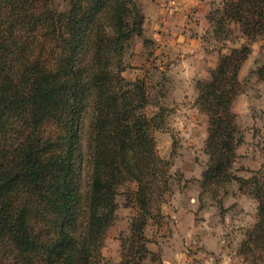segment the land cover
<instances>
[{
  "label": "trees",
  "instance_id": "trees-1",
  "mask_svg": "<svg viewBox=\"0 0 264 264\" xmlns=\"http://www.w3.org/2000/svg\"><path fill=\"white\" fill-rule=\"evenodd\" d=\"M67 2L58 11L52 0H0V264H100L117 184H137L139 236L159 189L145 84L121 75L122 44L143 33L144 15L135 0ZM207 17L217 39L235 25L247 41L221 54L197 89L209 122L203 182L234 178L250 189V251L264 245V173L232 172L242 135L231 103L250 42L264 36V0H222ZM50 120L61 135L43 134Z\"/></svg>",
  "mask_w": 264,
  "mask_h": 264
},
{
  "label": "rangeland",
  "instance_id": "rangeland-1",
  "mask_svg": "<svg viewBox=\"0 0 264 264\" xmlns=\"http://www.w3.org/2000/svg\"><path fill=\"white\" fill-rule=\"evenodd\" d=\"M52 1L55 10L68 8L67 0ZM175 2H158L169 3L167 15L173 20L180 11ZM221 5L222 0H206L203 6L189 5L179 12L178 20L187 21L180 27L184 39L177 41L172 33L170 43L156 34L152 39L146 33L152 27L143 21V33L122 44L121 75L130 82L144 81L147 102L141 111L150 120L162 172L142 236L136 232L143 216L135 199L137 184L128 177L117 184L114 216L102 233L100 264H264V245L251 243L250 251L242 245L258 219V202L250 189L240 188L234 178L203 182L209 165L204 152L209 122L198 103L197 82L209 78L221 54L247 42L235 25H230L227 39L214 36L204 15ZM250 48L231 103L242 135L232 172L242 178L264 173V36L251 41ZM42 127L52 138L63 133L61 123L52 120ZM85 148L83 142V152Z\"/></svg>",
  "mask_w": 264,
  "mask_h": 264
},
{
  "label": "crops",
  "instance_id": "crops-1",
  "mask_svg": "<svg viewBox=\"0 0 264 264\" xmlns=\"http://www.w3.org/2000/svg\"><path fill=\"white\" fill-rule=\"evenodd\" d=\"M205 1V2H204ZM138 6L141 8V12L144 15V22L146 26H150L151 30H148L146 33L149 37H153L152 34L160 35V37H163L162 40L163 43H170L168 40V37H170V34H176V40H181L186 37L185 33L183 32V28L187 26V21L178 20L179 18V12H183L184 9H186L189 5H205L206 0H177V8L180 9L179 12L175 14L174 20L169 18L167 15L168 10V4L165 6L166 3H160L158 4L159 0H144V4H140L141 2L139 0H136ZM143 7H142V6ZM210 9V8H209ZM209 11V10H208ZM208 11H206L204 17L207 18ZM157 24V25H155ZM155 30V31H154ZM159 31H162L160 34H158ZM178 31V32H177ZM151 35V36H150ZM159 37V36H158ZM153 39V38H152Z\"/></svg>",
  "mask_w": 264,
  "mask_h": 264
}]
</instances>
